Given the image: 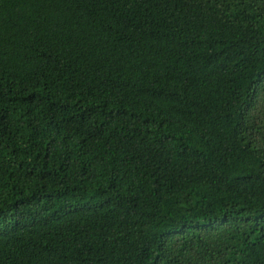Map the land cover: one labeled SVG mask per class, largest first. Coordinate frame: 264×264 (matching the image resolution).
<instances>
[{
	"label": "trees",
	"instance_id": "16d2710c",
	"mask_svg": "<svg viewBox=\"0 0 264 264\" xmlns=\"http://www.w3.org/2000/svg\"><path fill=\"white\" fill-rule=\"evenodd\" d=\"M0 264H264V0H0Z\"/></svg>",
	"mask_w": 264,
	"mask_h": 264
}]
</instances>
